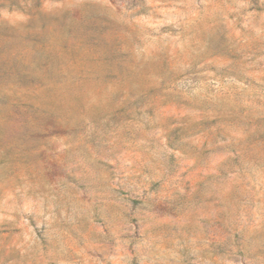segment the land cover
<instances>
[{
	"label": "rangeland",
	"instance_id": "374dc122",
	"mask_svg": "<svg viewBox=\"0 0 264 264\" xmlns=\"http://www.w3.org/2000/svg\"><path fill=\"white\" fill-rule=\"evenodd\" d=\"M0 264H264V0H0Z\"/></svg>",
	"mask_w": 264,
	"mask_h": 264
}]
</instances>
